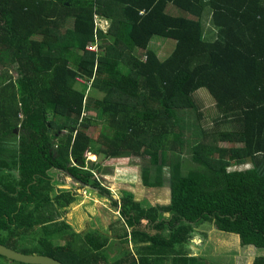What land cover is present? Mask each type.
Returning <instances> with one entry per match:
<instances>
[{
    "label": "trees",
    "instance_id": "16d2710c",
    "mask_svg": "<svg viewBox=\"0 0 264 264\" xmlns=\"http://www.w3.org/2000/svg\"><path fill=\"white\" fill-rule=\"evenodd\" d=\"M87 153L145 160L150 189L167 167V204L119 200L131 248L110 261L103 232L60 218L74 197L49 175L101 192ZM203 223L264 249V0H0V244L62 264H201L184 249Z\"/></svg>",
    "mask_w": 264,
    "mask_h": 264
},
{
    "label": "rangeland",
    "instance_id": "374dc122",
    "mask_svg": "<svg viewBox=\"0 0 264 264\" xmlns=\"http://www.w3.org/2000/svg\"><path fill=\"white\" fill-rule=\"evenodd\" d=\"M176 12L178 11L174 10L173 14H176ZM95 23L98 25V28L102 29V31H106L108 28V21L95 19ZM207 24V21H205L204 27L207 28ZM121 37H124L123 31L121 32ZM172 43V40L170 41L163 38H154L150 42V47L157 53L159 58H163L171 51L173 46ZM89 50H92V48H89ZM86 89H88V87ZM129 90L130 92L134 90L132 88V84ZM86 93H90L89 89L86 90ZM98 94L99 93L96 92L93 93L95 97L98 96ZM194 97L201 101L206 112L212 113V106L207 102H210L211 104L213 102L205 89H198ZM130 102L132 104L139 103L137 96L135 97V94ZM88 133L92 138H94L97 131H93V128H91L88 130ZM94 145L92 144L93 147ZM235 145L237 146L238 144H232L228 142L219 143V146L224 147ZM90 154L91 153L86 154V159L90 161L91 166L92 163L96 165L98 164L97 171L94 170L92 172V179L98 181L99 186L102 187L101 192L97 191V193H94L92 190L82 188L74 181H70V178L67 179L68 177L61 175L59 172L49 171V175L53 179L52 182L54 188H57L58 184L60 187H64L62 189H65L67 186H69L78 196L76 200L73 199L70 205L62 210V219L69 222L68 225L75 233L78 231L76 228L83 226L81 224L78 226L79 222H86L91 230L104 231L107 236V244L104 248V253L106 252L108 260L110 261V258L115 256L121 250L131 248V244L125 242L128 241V239H125V241H117L115 239V236L121 234V231L124 228L118 213V209L121 206V199L130 195L133 200L141 202L142 205L148 204L149 206H153L167 204L169 199L167 167H163L161 170L162 186L159 188L150 189L143 187L141 184L140 173L142 164L145 160L132 157L130 155H123L120 157H112L102 160L101 158H97V155L91 157ZM182 157L185 159V167L187 169L191 168L193 162L189 160V156L184 155ZM249 167L250 164L245 162L242 165L230 167L229 170L238 171ZM93 198L96 201L92 202L91 199ZM77 201L82 202L77 203ZM75 203H77L79 206H76ZM70 217L72 219L71 221L68 220ZM110 221H114L115 224L111 229L109 227ZM73 224L74 226L72 227L71 225ZM91 226H94V228ZM203 231L207 232V234L210 233L211 227L209 224H200L194 231L192 238L185 245V249H188V251L192 252L195 256L199 254H204L206 256L208 253L211 256V259L216 261L218 264H250L251 260H253L255 257L261 256L264 253V249H257L254 247H251L252 250L249 252L250 248H248V246H240V244L235 239L231 238L229 234L216 231L215 229H213V231L218 233L219 236L217 237L219 240L211 237H209L207 240L202 239L200 233ZM0 264H13V262L4 260L0 257Z\"/></svg>",
    "mask_w": 264,
    "mask_h": 264
},
{
    "label": "crops",
    "instance_id": "0c3cea01",
    "mask_svg": "<svg viewBox=\"0 0 264 264\" xmlns=\"http://www.w3.org/2000/svg\"><path fill=\"white\" fill-rule=\"evenodd\" d=\"M67 179H69V177L67 178ZM70 181H72L71 179H69ZM52 181H53V179H52ZM58 182H59V180H58ZM62 188H64V187H60L59 186V184H58V186H57V188H55L56 190L57 189H62ZM64 190H66V191H71V193L73 194L75 191H73V189H71L69 186H67V188H65ZM94 193H97V192H95L94 191ZM73 199L74 200H76L77 199V195H76V193H74L73 194ZM91 201L92 202H94V201H96L94 198L93 199H91ZM80 202H82V201H77V203H80ZM77 203H75V205L76 206H79V205H77ZM70 205V204H69ZM68 205V206H69ZM103 210V209H102ZM103 212H104V210H103ZM72 215V214H71ZM70 215V216H71ZM60 218L62 219L63 218V215L61 214V216H60ZM69 218V217H68ZM68 220H72L71 219V217H70V219H68ZM81 220V219H80ZM67 224L69 223L67 220H64ZM110 223H111V221H110ZM80 224L81 225H83L82 227H79V228H76L78 231H76V233H80V232H83L84 230H89L90 229V227H89V225L86 223V222H79L78 223V226H80ZM87 225H88V227H87ZM72 227L74 226V224L73 225H71ZM92 228H94V226H91ZM109 227H111V224H109ZM106 229V228H105ZM111 229V228H110ZM80 231V232H79ZM100 232H103V234H105L104 233V231H100ZM106 235V234H105ZM230 235V234H229ZM200 236H201V238L202 239H205V240H207L209 237H211V238H216V239H218L219 240V238L217 237V236H219L218 235V233H216L215 231H213V229L211 228V231H210V233H208L207 234V232H205V231H203V232H201L200 233ZM231 236V238H233V239H235L238 243H239V240H238V238L236 237V236H234V235H230ZM118 241V240H117ZM248 248H250L249 249V252L252 250L251 249V246H248ZM185 250V257H187V258H191V257H194V258H196V259H200V262H201V264H218L216 261H214L213 259H211V256L207 253V255L205 256L204 254H199V255H197V256H195V255H193V253L192 252H189L188 251V249H184ZM245 250H246V248H245ZM195 253H197V252H195ZM194 253V254H195ZM211 253V252H210ZM212 254V253H211ZM264 254V253H263ZM213 255V254H212ZM113 256V255H112ZM216 256V255H215ZM113 257H115V256H113ZM251 262H252V260H251ZM251 262H250V264H251ZM162 264H185L184 262H182V261H174L173 259H172V257L170 258V257H168V258H166L164 261H163V263ZM188 264H192V263H188ZM227 264H232V263H227Z\"/></svg>",
    "mask_w": 264,
    "mask_h": 264
},
{
    "label": "water",
    "instance_id": "95a60500",
    "mask_svg": "<svg viewBox=\"0 0 264 264\" xmlns=\"http://www.w3.org/2000/svg\"><path fill=\"white\" fill-rule=\"evenodd\" d=\"M90 165V164H89ZM72 181H74L76 184L81 186L82 188H86L92 191L97 192L98 190L94 187H91L89 185H85L78 181L77 179L71 177L70 175H67ZM0 257L4 258L7 261L16 263V264H62L61 262L50 258L45 255H38V254H23L17 251H14L10 248H7L0 244Z\"/></svg>",
    "mask_w": 264,
    "mask_h": 264
},
{
    "label": "flooded vegetation",
    "instance_id": "af4514ba",
    "mask_svg": "<svg viewBox=\"0 0 264 264\" xmlns=\"http://www.w3.org/2000/svg\"><path fill=\"white\" fill-rule=\"evenodd\" d=\"M110 199H112L111 197H109ZM4 259V258H3ZM13 264H16V263H13Z\"/></svg>",
    "mask_w": 264,
    "mask_h": 264
},
{
    "label": "built area",
    "instance_id": "2783aa9c",
    "mask_svg": "<svg viewBox=\"0 0 264 264\" xmlns=\"http://www.w3.org/2000/svg\"><path fill=\"white\" fill-rule=\"evenodd\" d=\"M79 82H81V80H78Z\"/></svg>",
    "mask_w": 264,
    "mask_h": 264
},
{
    "label": "clouds",
    "instance_id": "9594fccd",
    "mask_svg": "<svg viewBox=\"0 0 264 264\" xmlns=\"http://www.w3.org/2000/svg\"><path fill=\"white\" fill-rule=\"evenodd\" d=\"M88 160V159H87Z\"/></svg>",
    "mask_w": 264,
    "mask_h": 264
}]
</instances>
